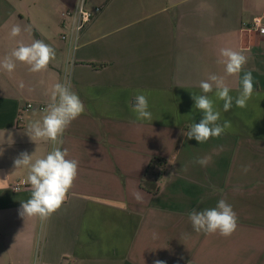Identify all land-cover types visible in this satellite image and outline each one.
<instances>
[{
	"label": "crops",
	"instance_id": "crops-1",
	"mask_svg": "<svg viewBox=\"0 0 264 264\" xmlns=\"http://www.w3.org/2000/svg\"><path fill=\"white\" fill-rule=\"evenodd\" d=\"M75 4L0 0V60L34 40L55 50L42 72L19 61L12 73L0 68V264H264V36L255 27L258 20L264 28V0H88L102 11L69 67L61 13ZM13 25L22 29L17 37L9 35ZM221 48L248 57L239 77L217 63ZM65 71L85 105L59 145L78 161V174L48 220L25 218L28 168L14 161L22 152L41 158L52 144L27 134L44 111L21 109L47 106ZM247 71L254 92L246 107L233 101L225 112L215 90L207 94L218 123L231 128L204 143L189 140V126L203 118L192 99L202 94L199 82L225 76L235 98ZM138 92L147 95L151 120H137L130 109ZM154 158L164 161L147 176L159 177L157 194L141 187ZM220 199L236 212V231L227 238L195 232L188 213Z\"/></svg>",
	"mask_w": 264,
	"mask_h": 264
},
{
	"label": "clouds",
	"instance_id": "clouds-1",
	"mask_svg": "<svg viewBox=\"0 0 264 264\" xmlns=\"http://www.w3.org/2000/svg\"><path fill=\"white\" fill-rule=\"evenodd\" d=\"M83 0H77V7H82ZM86 22V20H85ZM21 27L13 25L9 35L17 37L21 34ZM217 63L224 64L226 76H240L248 57L240 51L231 48H221ZM55 59V50L43 40H34L30 44L20 43L0 60V68L12 73L16 67V61L29 65V71L42 72L47 70L50 62ZM254 77L251 71L244 72L241 78V89L234 98L230 95V87L226 77L210 73L206 80L199 82L202 94L193 93L195 109L203 112V118L199 123H192L184 134L191 140L195 139L199 144L207 142L210 138L220 137L231 128V122L218 123L220 112L216 110L214 101L207 94L215 90V97L223 101V110L229 111L233 106L244 108L254 92ZM131 111L137 120H151L149 102L146 94L137 93L129 102ZM41 120L30 122L27 134L32 141H50L52 149L45 156L33 160V154L22 152L15 159L16 168H28L27 183L30 185L31 196L21 203L20 215L22 217H38L41 221L48 220L53 213L61 208L67 199L69 190L78 174V161L68 159V150L62 149L63 135L71 123L85 112V105L79 95L72 90L71 85L65 81L55 83L51 90V102L43 110ZM196 163L206 166L207 158H198ZM249 168L245 166L244 172ZM136 199L140 195L136 194ZM188 219L192 228L197 233L219 234L222 237H230L238 227V216L233 207L225 200L220 199L215 207L203 210L192 209L188 213ZM154 264H165L157 260Z\"/></svg>",
	"mask_w": 264,
	"mask_h": 264
},
{
	"label": "built area",
	"instance_id": "built-area-1",
	"mask_svg": "<svg viewBox=\"0 0 264 264\" xmlns=\"http://www.w3.org/2000/svg\"><path fill=\"white\" fill-rule=\"evenodd\" d=\"M88 0H83L82 7H77L76 4L73 8L67 9L61 13L63 19V28L65 32L62 34V40L67 42L69 45V53L71 55L68 66L73 67L75 63V53L79 48L80 38L84 30L94 21V19L101 13L102 7H95L94 9L88 8ZM86 20V22H85ZM255 27L260 29L261 35L264 36V28H262L261 23L257 20L255 21ZM71 74L65 71L64 81H67L70 84ZM46 108L45 105H37L35 103L25 104L21 111H31L39 110L43 111ZM15 191H21L23 185L18 183L13 186Z\"/></svg>",
	"mask_w": 264,
	"mask_h": 264
},
{
	"label": "trees",
	"instance_id": "trees-1",
	"mask_svg": "<svg viewBox=\"0 0 264 264\" xmlns=\"http://www.w3.org/2000/svg\"><path fill=\"white\" fill-rule=\"evenodd\" d=\"M154 163L163 164L164 161L159 159V158H154L152 160V162L148 166V169L146 170L145 178H144V180L141 183V187L143 189H145L146 191L150 192V193L157 194L159 192V190H160L159 185H158L159 177L155 178L153 181H148L147 180V176L149 174V170L152 169V166H153ZM160 174L162 175V173H159L157 175L159 176Z\"/></svg>",
	"mask_w": 264,
	"mask_h": 264
}]
</instances>
